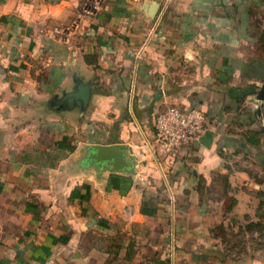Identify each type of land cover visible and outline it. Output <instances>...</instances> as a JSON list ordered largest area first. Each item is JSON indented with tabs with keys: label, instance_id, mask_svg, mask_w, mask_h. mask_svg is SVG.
<instances>
[{
	"label": "crops",
	"instance_id": "1",
	"mask_svg": "<svg viewBox=\"0 0 264 264\" xmlns=\"http://www.w3.org/2000/svg\"><path fill=\"white\" fill-rule=\"evenodd\" d=\"M89 1L0 0V264H264V0Z\"/></svg>",
	"mask_w": 264,
	"mask_h": 264
},
{
	"label": "built area",
	"instance_id": "2",
	"mask_svg": "<svg viewBox=\"0 0 264 264\" xmlns=\"http://www.w3.org/2000/svg\"><path fill=\"white\" fill-rule=\"evenodd\" d=\"M100 6L99 0L89 1L84 13H93ZM77 20L74 21V24ZM256 108L259 107L257 103ZM155 144L167 155L174 156L186 146L198 144L208 128L204 111L200 108H180L170 105L158 111L154 118Z\"/></svg>",
	"mask_w": 264,
	"mask_h": 264
},
{
	"label": "water",
	"instance_id": "3",
	"mask_svg": "<svg viewBox=\"0 0 264 264\" xmlns=\"http://www.w3.org/2000/svg\"><path fill=\"white\" fill-rule=\"evenodd\" d=\"M159 6V3H157ZM83 86V87H81ZM79 89L74 93L70 94L71 96H80L83 106H85L89 100L90 90L88 86L81 85ZM256 102L259 104L258 113L262 115V103H264V85L260 89L258 96L256 98ZM124 147L120 144L116 145H95L93 150V157L98 160V163L102 162V160H114V165L111 167V170H122L125 167H128L130 163L124 157L123 152ZM101 165V164H100ZM130 172L134 171V168H128Z\"/></svg>",
	"mask_w": 264,
	"mask_h": 264
}]
</instances>
